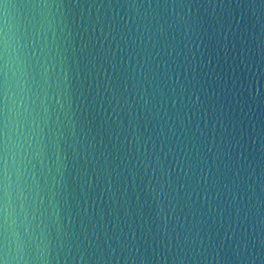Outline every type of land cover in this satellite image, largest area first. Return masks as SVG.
Returning <instances> with one entry per match:
<instances>
[{"label":"clouds","instance_id":"9594fccd","mask_svg":"<svg viewBox=\"0 0 264 264\" xmlns=\"http://www.w3.org/2000/svg\"><path fill=\"white\" fill-rule=\"evenodd\" d=\"M0 264H264V0H0Z\"/></svg>","mask_w":264,"mask_h":264}]
</instances>
